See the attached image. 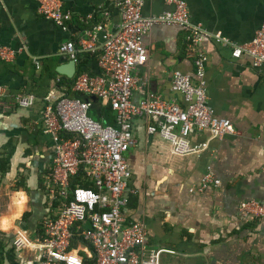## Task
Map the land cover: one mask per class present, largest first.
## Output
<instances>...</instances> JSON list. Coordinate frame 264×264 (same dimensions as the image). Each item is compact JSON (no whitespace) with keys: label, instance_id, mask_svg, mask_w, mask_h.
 I'll return each mask as SVG.
<instances>
[{"label":"crops","instance_id":"obj_1","mask_svg":"<svg viewBox=\"0 0 264 264\" xmlns=\"http://www.w3.org/2000/svg\"><path fill=\"white\" fill-rule=\"evenodd\" d=\"M62 1L72 14L67 29L40 14L37 0H0V44L21 50L7 63L13 66L10 69L0 63V149L13 137L16 143L10 169L0 183V232L11 240L20 229L35 237L51 206L45 183L52 143L43 131L42 110L51 89L67 85L59 82L65 76L57 68L73 58L61 53L62 43L74 39L79 47L71 82L84 71L98 75L105 33L116 30L122 20L117 0ZM185 1L194 23L221 32L235 44L251 41L264 22V0ZM173 8L168 0H146L144 13ZM187 35L186 29L166 24L145 34L149 59L135 72L144 83L135 91L137 103L148 92L183 101L171 90V82L175 70L195 73ZM202 48L209 57L205 83L210 103L218 116L232 120L236 132L222 139L196 132L191 141L209 145L181 156L172 153L159 132H149L147 118L136 119L137 144L126 153L135 189L130 215L145 223L148 249L167 250L161 264H264V216L243 218L239 213L243 200H264V66L255 67L249 56L234 58L232 46L214 38H206ZM45 68L55 72L50 74L47 93L27 92L34 79L30 75L43 76ZM18 96H33L34 105L21 107ZM210 168L221 184L201 190ZM21 179L25 186L18 187ZM23 194L27 199L22 207Z\"/></svg>","mask_w":264,"mask_h":264},{"label":"built area","instance_id":"obj_2","mask_svg":"<svg viewBox=\"0 0 264 264\" xmlns=\"http://www.w3.org/2000/svg\"><path fill=\"white\" fill-rule=\"evenodd\" d=\"M37 1L40 14L67 29L72 14L64 9L62 0ZM168 2L173 9L145 15L146 0H117L122 20L116 30L105 33L98 57L101 73L81 72L70 86L56 84L45 97L43 131L52 143L45 185L51 206L41 218L43 235L31 238L28 230L20 229L12 238L22 264H161L167 250L148 249L145 223L130 215L135 189L126 153L137 144L135 120L147 118L149 132H159L171 144L172 153L181 156L209 145L207 141L193 143L191 136L196 132L219 139L236 132L232 120L218 116L210 103L205 83L209 57L202 43L214 38L232 46L234 58L249 56L255 67H262L264 22L251 41L235 44L221 32L194 23L187 1ZM157 24L180 26L188 32L187 54L193 59L195 73L175 70L171 82V90L183 96L182 102L151 92L140 103L134 100L135 91L144 88L136 69L149 59L144 36ZM88 34L93 36L91 31ZM81 42L89 48L85 40ZM20 51L0 44V60L13 62ZM61 53L77 60V42L64 41ZM35 63L40 67L38 59ZM83 96L110 106L114 123L95 119L92 98ZM17 101L21 107H30L35 98L18 96ZM220 184L210 168L201 190ZM239 213L243 218L264 216V200H243Z\"/></svg>","mask_w":264,"mask_h":264},{"label":"trees","instance_id":"obj_3","mask_svg":"<svg viewBox=\"0 0 264 264\" xmlns=\"http://www.w3.org/2000/svg\"><path fill=\"white\" fill-rule=\"evenodd\" d=\"M0 63L5 65L8 69H10L9 67H13L12 65L9 66L7 64L9 62H4V61L0 60ZM10 64H11V62H10ZM30 76H32V78H34V79L29 84H27L28 86H27L26 91L29 93H32V94L36 93V96L37 95L44 96V94H46L48 89H49L48 86H46L44 92L41 91L42 90L41 86H39L40 89L37 88L38 85L41 83L40 80H41L42 76H36L35 74H32ZM59 82L60 83L65 82V84H67V85L72 83L70 81V79L66 78V77L61 78V80H59ZM36 83H38V84H36ZM91 98L93 100V108L91 110V114L96 115L98 117V119H103L102 118V116H103L104 119L105 118L107 119L106 120L107 122L114 123V121H115V114L113 113L114 111L109 106L103 107L101 105L100 99L93 98V97H91ZM91 98H89L87 96H83V99H91ZM15 150H16V143L14 141V137L11 138L3 146V148L0 149V183L2 182V178L5 176L6 172H8L10 169L11 158H12ZM23 181H24V179H21L18 182V187L19 186H25ZM85 185H89V184H85ZM26 199H27L26 195L23 194V199H21L22 207H23V204L26 201ZM37 233L40 235L44 234L42 223L39 225V228L37 229ZM0 264H22L20 262V259H18L16 246L12 245L10 237L8 235L4 234L3 232H0Z\"/></svg>","mask_w":264,"mask_h":264},{"label":"water","instance_id":"obj_4","mask_svg":"<svg viewBox=\"0 0 264 264\" xmlns=\"http://www.w3.org/2000/svg\"><path fill=\"white\" fill-rule=\"evenodd\" d=\"M77 70V60L71 59L64 65L57 68L58 73L64 75L66 78H73ZM95 98V97H93Z\"/></svg>","mask_w":264,"mask_h":264},{"label":"rangeland","instance_id":"obj_5","mask_svg":"<svg viewBox=\"0 0 264 264\" xmlns=\"http://www.w3.org/2000/svg\"><path fill=\"white\" fill-rule=\"evenodd\" d=\"M53 74L52 76L55 75V72L54 71H51ZM28 73V71H27ZM51 78V75L50 73L47 71V69L45 68L44 70V75L42 76L41 80H43V82L41 81V88L42 90H45L47 84L49 83V79ZM95 119H98V117L96 115H93ZM99 120V119H98ZM29 252V251H27Z\"/></svg>","mask_w":264,"mask_h":264}]
</instances>
